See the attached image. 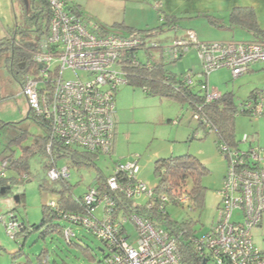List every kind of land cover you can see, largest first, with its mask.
<instances>
[{"label":"built area","instance_id":"built-area-1","mask_svg":"<svg viewBox=\"0 0 264 264\" xmlns=\"http://www.w3.org/2000/svg\"><path fill=\"white\" fill-rule=\"evenodd\" d=\"M50 6L48 33L41 48L34 54L39 65L37 74H29L22 84L30 109L47 124L49 142L47 152L53 157L54 147L67 144L100 154H111L117 128L116 94L127 83L124 67L126 55L144 45L141 35H126L115 30L94 29L71 8V0H47ZM165 46V57L178 58L189 51L191 43L197 49L203 63V74L208 82L212 71L222 67L239 76L255 63L264 62V41H199L193 30ZM191 42V43H190ZM81 71L87 76L76 79L64 76L65 71ZM204 75V76H203ZM192 83L194 74L185 75ZM207 88V101L221 96ZM262 95L248 99L242 109L253 115H262ZM195 117L209 124L199 114ZM243 141H249L247 135ZM229 161L223 185L218 190L220 214L209 231H195L190 238L197 254L206 264H264V249L254 240L253 229L263 222L264 215V149L249 144L245 149L221 148ZM6 159L0 162V175L4 176ZM53 163L55 164L54 158ZM59 163V162H58ZM55 164L48 170L52 180L69 178L68 165ZM138 158L117 162L108 177L105 188L90 186L82 201L85 213H65L64 217L74 225L91 230L102 239L108 251L105 264H188L178 245V240L165 225L155 218L117 209L118 196L133 199L145 194L147 201L140 203L147 209L156 201L155 186L149 187L139 178ZM159 210L170 199L161 194ZM178 206L191 210L188 195L176 198ZM50 206L57 207L54 200ZM103 205V216L95 210ZM168 207V206H167ZM58 209V208H57ZM5 217V216H4ZM2 217L12 235L21 227L20 221L9 213V221ZM136 228V237L127 231L126 222ZM66 238L75 236L71 226L64 230ZM203 261V263H204Z\"/></svg>","mask_w":264,"mask_h":264},{"label":"rangeland","instance_id":"rangeland-1","mask_svg":"<svg viewBox=\"0 0 264 264\" xmlns=\"http://www.w3.org/2000/svg\"><path fill=\"white\" fill-rule=\"evenodd\" d=\"M79 2L81 9L87 17L89 27L94 30L96 22L108 26L112 30V24L123 21L138 29L156 28L161 26L159 14L163 7L157 5V0H71ZM189 2L190 0H182ZM36 5H38L36 3ZM216 6V5H215ZM214 6V7H215ZM36 9L27 5L26 0H0V38L8 33H16V25H27L34 33L38 28L45 26V20L39 15L38 25L27 21L25 16L32 14ZM212 9H205L203 12ZM221 14L225 12H220ZM178 16L186 17L187 13H177ZM193 14L191 16H194ZM218 15V14H214ZM220 16V15H218ZM228 19V15L225 16ZM184 26L188 23L187 18L181 19ZM192 26H201L205 23L204 17H195L190 20ZM205 25V24H204ZM210 31L201 29L211 39L235 40L245 38L246 32L239 28L230 30L216 28L207 24ZM175 36L174 30L167 25L163 26L154 38L161 45L171 44ZM233 36V37H232ZM46 35L41 33V40ZM209 38V37H208ZM190 50L175 62H167V69L180 76L188 71L194 74L195 90H199L197 84L199 73L203 71V63L198 49L191 45ZM11 53L0 52V117L7 123L11 122L0 132V162L7 155L13 153L16 157L23 154L25 147L31 146L39 136L47 134L45 127L33 116H29V103L22 93L20 80H16L9 69ZM156 60L160 59V53L154 51ZM141 61L149 60L146 50L138 53ZM259 68L247 72L241 76H234L228 67L219 68L210 73L208 84L211 90L221 94L233 92L237 103L242 104L253 91L260 92L264 107V62H259ZM77 75L86 77L81 71L75 73L72 70L65 71L64 76L76 79ZM236 77V78H235ZM118 133L116 137V150L111 154H101L95 159V165L89 167L85 164L77 165L68 160L59 161V167L71 165L69 179L75 186L77 195L84 194L90 186L97 185V175L100 171L110 174L115 169L117 162H127L138 158L140 165L139 178L149 187L156 186L158 178L155 174V162L159 158L192 154L201 160L207 167V172L202 176V184L205 187L203 205L196 207L195 211L190 208L171 204L168 211L177 221H183L188 217L199 220L196 226L200 234L210 230L219 217L220 198L218 190L223 185V179L227 172L229 161L218 149L216 134L208 132L195 115L192 107L187 103L174 98H162L148 95L140 86L126 84L120 87L117 94ZM27 131L21 141H11ZM236 137L241 140V149L249 147L250 142L243 141L245 136L254 138L253 144L264 148V113L262 115L239 114L235 122ZM251 141V139H250ZM46 157L35 154L30 158L29 177L23 178L13 169L7 170V178L0 179V217L5 216L9 221V212L18 217L20 223L30 225L40 224L43 218V205L54 199L51 192L42 190V179L48 178V172L44 169ZM264 164V160H263ZM3 182L8 186L5 189ZM5 190V192H4ZM19 197H21L19 199ZM138 203H145L147 196L142 194L136 199ZM104 210L101 204L95 210L98 217L103 216ZM4 217V218H5ZM127 231L136 237V228L130 221L125 223ZM83 242L90 246V255L84 254L78 247L68 245L58 234L41 236L40 232H32L28 237L19 236L14 238L6 223L0 221V264H102L104 248L102 240L85 229L74 227ZM255 243L264 249V215L261 225L253 229ZM44 248L49 250L48 263L39 260ZM18 252V254H17ZM17 256L15 257V255ZM208 264H213L209 261Z\"/></svg>","mask_w":264,"mask_h":264},{"label":"trees","instance_id":"trees-1","mask_svg":"<svg viewBox=\"0 0 264 264\" xmlns=\"http://www.w3.org/2000/svg\"><path fill=\"white\" fill-rule=\"evenodd\" d=\"M31 1L34 2L33 6L36 10L32 14L26 15L25 18L27 21H32L35 25H38V19L40 18L39 15L42 16L46 22L45 26L40 28V31L46 35L48 33L51 14L49 3L47 0ZM36 3L38 5H36ZM71 8L87 21V17L83 13L81 6L78 3L71 1ZM159 11H161L159 17L162 24L156 28L138 29L134 26L127 25L125 22H116L112 24V28H120L119 30L115 31L124 33L126 35L142 34L141 36H143L145 41L142 47L136 48V50H132L126 55L125 64L123 65L125 77L127 79L126 84L140 86L148 95L160 96L162 98H174L183 102H187L192 107L194 115L199 114L200 117L204 116L207 119L209 124H206L201 119H199V121H202L200 124L205 127L208 132L214 131L216 134V144L219 150H221L223 145H226L230 149L241 148L240 143L242 141L237 139L235 131L236 117L239 114L253 115L252 113L243 110L242 105L248 99L255 98L257 92L253 91L250 97L247 100H244L240 105L236 102L233 92L223 93L217 99L207 101V88H203V85H207L208 82L204 77H198L197 84L200 86V89L195 90L194 87L196 85V80L194 79L192 83H189L185 80V75L187 72L180 76L179 74L167 69V62H175L181 59L184 53L175 59H169L165 57V46L161 45L157 40H155L154 37L159 34L160 31H163V26L165 25H167L170 30H174L175 32V36L172 38V41L179 38H186V33L193 29L187 28L183 35H178V29L183 27L181 19L186 17H181L177 14H170L162 9H159ZM199 15L207 17L209 23L218 28L228 29L238 27L245 29L254 37L253 40L245 41H264V28L260 26L257 12L253 7H234L230 12L228 22L223 21L216 15L206 12L196 14L194 16ZM93 27L94 29L98 28L103 30H112L108 26L98 22H96V25ZM16 31L23 35L22 40H18L17 37H14L12 31L10 33L12 35L11 37L7 35L0 39V52L3 50H10L11 55L9 60L11 61V64H9L8 67L13 75L20 80L22 85L26 76L29 74L38 73L39 65L37 62H34V54L41 48L43 40L39 39L37 45H33L31 41H27V36L32 31V29L27 25H24L23 27V25H19L18 23L16 25ZM191 45L194 44L191 43ZM143 49L146 50L149 57L147 63L141 61L140 57L138 56L139 51ZM156 50L158 53H160L159 60H156L154 55V51ZM22 61H26V66L23 68L20 67V63ZM203 72L204 71H201L199 74H203ZM29 116H33L36 120L41 122V124L45 127L47 134L37 137L31 146L25 147L21 156L16 157L13 153L8 154L6 157V161L8 162L6 165L5 175H0V179L3 178L5 180V178H7L8 169H13L21 174L23 178H28L29 174L31 175L30 158L35 154L44 155L46 157V161L44 163V169L46 172H48L50 168L55 166V164L61 160H68L71 163L77 165L85 164L89 167H93L95 165V159L99 158L101 154L99 155L98 153L88 149L67 145L64 143L59 144V147H54L52 157L47 152L49 132L46 128V122L42 120L41 117L35 116L32 111H29ZM9 124L12 123H7L0 117V132ZM26 132L27 131H24V133L19 135L14 140L12 139L11 141H21L23 138H25L27 134ZM116 135L117 131H115L114 146L111 154L115 150ZM262 149L264 148L262 147ZM53 158L55 164L53 163ZM69 164L68 166L71 167ZM205 172H207V167L205 164L192 154L159 158L155 162V174L158 178V182L155 186V193L157 195V202L155 203L156 206L147 209L145 205L134 203L133 199H126L119 195V206L117 209H124L130 212H136L138 214L149 216L150 218H155L157 223L165 225V227L177 237L178 245L183 253L184 259L188 264H203L204 258L197 254L190 238V236L198 230L196 226L199 224V220L188 217L183 221H177L168 211V207L171 204L178 206V201H176V198L185 194L190 197L191 211H195V209H197L196 207H201L203 205L205 192V187L203 186L201 179ZM112 173L113 171L110 174H104L102 171H100L97 175L98 182L96 186L99 188H105L106 181ZM3 185L5 186V189L8 186V184L5 182H3ZM75 186L71 183L70 179L66 177L59 180H52L49 177L42 179L40 183L41 189L51 192L54 195L53 200L56 202L57 207L50 206L49 202L45 203L43 205V218L41 223L30 225L29 223L22 222L21 227L16 231V233H14L13 237L18 238L19 236H24V238H26L32 232L36 231L40 232L41 236L56 233L60 235L68 245L78 247L84 254L90 255V259H94L90 251V246L84 244L83 238L79 237L74 227L85 229L92 235H96L88 228L74 225L64 217L65 213L87 212V208L82 201L84 194L77 195L74 192ZM161 194H166V196L170 199V201H167V203L164 205L165 213H162V211L159 210L161 203L160 201H162L160 199ZM20 198L21 197H19V199ZM2 217L4 216L0 217V221H3ZM69 226H72L75 232V236L70 239L66 238L64 234V230ZM102 242L104 243V248H101L100 250L104 253V260L102 261V264H105L108 251L105 247L106 243L103 240ZM48 257L49 250L48 248H44L41 255L39 256V260L42 263H48ZM24 264H31V262L28 261Z\"/></svg>","mask_w":264,"mask_h":264},{"label":"crops","instance_id":"crops-1","mask_svg":"<svg viewBox=\"0 0 264 264\" xmlns=\"http://www.w3.org/2000/svg\"><path fill=\"white\" fill-rule=\"evenodd\" d=\"M135 1H140V0H135ZM157 1H158L157 5H159V7H163L162 10H164L167 13H170V14H177V13H181V12L187 13L188 15L186 16V18L188 19V23L190 25L186 24L187 26H184V24L182 23L183 27L178 29L177 34L183 35L187 28L193 29V31L195 32L196 37L199 41H205V42L231 41V40H221V39L213 40L210 38L209 35H206L205 33H203V31L201 29H205V31H210V29H208V27H207V24L211 25L208 21V18L205 16H202V15H199V16H191V15L205 13V12H203V10H205V9L206 10L212 9V10L206 11V13L213 14V15L216 13V14L220 15V16L216 15L217 17L221 18L225 22H228L230 12L234 7H236V6H250L256 10L259 24L262 28H264V0H190L189 2H184L182 0H157ZM32 2L33 1H31V0H27V5H32ZM76 3H78L81 6V4L79 2H76ZM33 5H34V2H33ZM82 11H83V9H82ZM221 11L225 12V13L221 14L220 13ZM227 15H228V19L225 20L226 19L225 16H227ZM195 17H204L205 18V23H204L205 25L203 24L199 27L198 26H196V27L192 26V24H191L192 22H190V20L195 18ZM116 22H120V21H116ZM116 22H114V23H116ZM121 22H124V20ZM101 23L103 24L104 22H101ZM211 26H213V25H211ZM23 27H24V24H23ZM216 28H218V27H216ZM234 28H238V27H234ZM220 29H222V28H220ZM230 29H232V28H228V30H230ZM239 29H242L246 32V35L244 36L245 38L239 39L240 41L253 40L254 39L252 34L249 33L248 31H246L245 29H243V28H239ZM40 30L41 29L38 28L36 31H34V33L39 32V34H35L34 36L30 35V33L33 32V31H31L29 33V35L27 36L28 37L27 41H31L33 45H37V43L39 42V39H41V32L42 31H40ZM224 30H226V29H224ZM8 36L11 37L12 35L10 33H8ZM14 37H17L18 40H22L23 35L19 34L16 31V33L14 34ZM2 38H0V39H2ZM3 53L6 54V56H8V54L10 53V50H8V51L3 50ZM25 66H26V61H22L20 63V67L23 68ZM259 67L260 66H258V63H255L251 66L250 70L247 72L255 71L256 70L255 68H259ZM239 76H241V75H239ZM14 78L16 80H19L15 76H14ZM259 95H260V92H257L256 96H259ZM116 129H117L116 131L118 133V114H117V128ZM116 137H117V135H116ZM250 139H251L250 145L261 147L260 145L253 144V141H254L253 137H250ZM115 150H116V142H115Z\"/></svg>","mask_w":264,"mask_h":264},{"label":"water","instance_id":"water-1","mask_svg":"<svg viewBox=\"0 0 264 264\" xmlns=\"http://www.w3.org/2000/svg\"><path fill=\"white\" fill-rule=\"evenodd\" d=\"M203 264H206V260L204 261V263Z\"/></svg>","mask_w":264,"mask_h":264},{"label":"clouds","instance_id":"clouds-1","mask_svg":"<svg viewBox=\"0 0 264 264\" xmlns=\"http://www.w3.org/2000/svg\"><path fill=\"white\" fill-rule=\"evenodd\" d=\"M29 111H31V109L29 108Z\"/></svg>","mask_w":264,"mask_h":264}]
</instances>
